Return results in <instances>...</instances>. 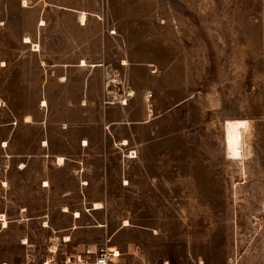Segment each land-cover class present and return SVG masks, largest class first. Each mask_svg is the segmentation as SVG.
Wrapping results in <instances>:
<instances>
[{
    "label": "rangeland",
    "instance_id": "1",
    "mask_svg": "<svg viewBox=\"0 0 264 264\" xmlns=\"http://www.w3.org/2000/svg\"><path fill=\"white\" fill-rule=\"evenodd\" d=\"M27 1L18 8L17 0H0V136L13 130L0 149V214L8 220L0 223V264H24L29 255V264L51 255L58 262L91 243H114L135 264H264V0H87L104 3L106 14L89 11L90 27L82 30L63 18L64 38L74 32L87 41L113 28L117 59L119 45L124 55L133 46L124 37L144 40L142 65L153 74L177 62L180 81L171 88L144 86L136 73L110 74L121 84L111 95L102 89L101 106L127 98V107L140 113L144 103L156 104L161 115L127 129L129 144L106 129V152L93 156L61 131L65 118L77 115L67 100L85 91L74 84L59 90L56 72L43 85L40 53L17 41L42 35L41 14ZM52 28L51 21L43 33L56 41ZM67 71V81L89 78ZM87 93L97 96L96 89ZM183 95L188 99L174 104ZM43 98L48 108L40 107ZM234 118L244 122L242 151L229 158L224 122ZM45 137L48 148L41 147ZM130 150L137 157H126ZM55 151L66 153L61 166ZM95 201L101 209H92Z\"/></svg>",
    "mask_w": 264,
    "mask_h": 264
},
{
    "label": "crops",
    "instance_id": "2",
    "mask_svg": "<svg viewBox=\"0 0 264 264\" xmlns=\"http://www.w3.org/2000/svg\"><path fill=\"white\" fill-rule=\"evenodd\" d=\"M34 4L33 13L36 15V13L41 14V20L43 21V24L38 25V31L41 32L42 35L37 36V34L34 35L30 33V35H23L22 37L18 38L17 41L20 42L22 46H28L30 51L32 53H40V66L42 67L44 78L42 81V84H46L48 81V78L53 74H57V85L59 87V90L65 91L67 88H69L72 84L74 86L77 85L79 91H85L81 95V92L79 95L74 96V98L67 100L69 105V109L75 110L77 112V115H72L70 118H65L62 122V132L65 134H70L68 136L70 139L74 140V145H76L78 150L83 151L87 155H94V154H101L102 151L106 152V142L108 140V132L106 129L109 130L110 134H116V136L119 138V140H127V144H129L131 137L129 131L127 129H137V125H143L148 124L153 119L159 117L161 115V110H156V104L149 105L150 108L146 107V104L144 103L141 109V112L139 113V110L131 107H127V98L126 103H122V101H112L108 103H104L103 106H101V99L103 100L105 96H102V89H104L108 95H111L113 93L112 90H110L111 86H114L116 83L119 87L121 82H116V79L109 78L110 74L114 73V70H117L120 75L126 74L129 78L133 77L135 73L139 76V79L142 83V85H147L150 87H154L157 89H162V86H166L168 88H171L172 85L178 83L180 81V77L176 73L175 68L177 67V62L172 61L168 65V67L164 68L165 70H168L167 74H161V72L157 74H153L155 71L151 69V72L144 67L142 64L146 58V53L143 51V44L144 40H138L137 42L131 41V38L129 35L124 37V42L127 44H133L128 45V49L126 51V54H123V50L121 46L119 45V49L117 51L118 59L116 58V53L111 50V44L116 41V31L115 34L111 33L110 30L113 28H110L107 32H105V29L98 31L97 35L89 36V39L87 41H84L85 38H82L81 35H74L73 34H67L66 38H64L61 33V22L63 21V18H66L69 20L68 26L72 27L75 26L79 30H82L83 28H89L90 22L87 23L88 18L87 15L91 13L89 11H95L99 12L101 15H105L107 12V6L103 3V5L96 7H91V5L88 4L87 0H29ZM5 3L0 4V11L3 9ZM18 8H23L24 6H28L27 0H17L16 3ZM84 11L86 14V19L84 23H81L79 12ZM55 15V19L50 20V16ZM57 15V17H56ZM97 17V16H96ZM91 18L89 17V21ZM95 20V18H94ZM3 19L0 17V24L2 23ZM52 21V31L56 34L53 35V37L56 39L52 40L51 36L49 34V37L44 36V30L46 27H49L50 23ZM101 18H96L95 22L100 23ZM122 22V20H120ZM74 27V28H75ZM114 30V29H113ZM48 31V30H47ZM66 29L64 30V32ZM25 36H28L30 38V42H25ZM63 37V38H62ZM51 41H53V46L51 45ZM83 42H85L83 44ZM67 43V46L65 44ZM141 43L140 45H135ZM36 45L38 46V49H33L32 46ZM57 45V46H56ZM59 45V46H58ZM40 46H41V52H40ZM93 49V50H92ZM138 57V59H137ZM141 57V58H140ZM84 59L87 63V65L82 66L81 60ZM126 60V63H122L123 60ZM78 60V63H77ZM115 60H118V66L115 65ZM2 64V61H0ZM80 62V63H79ZM156 65L159 67L162 65L161 61H154ZM4 63V62H3ZM151 63V62H149ZM67 70H79L80 72H88L89 78L85 79V81L81 78L79 79H73L68 80L66 78V75H68ZM161 71V70H160ZM122 72V73H121ZM126 72V73H123ZM108 76V78H107ZM123 84V79H122ZM85 87V89H83ZM175 87V86H173ZM97 90V96L91 97L87 91L91 90ZM101 91V92H100ZM130 91H134L131 89ZM129 91V93H130ZM126 94L127 96H132L133 94ZM106 93H104L105 95ZM84 96V97H83ZM84 98V99H83ZM180 98V97H179ZM125 99V98H124ZM188 99L187 95H183L176 103L179 104L183 101H186ZM54 100L57 102L55 106L60 107L62 106V102L65 101L63 98V93L59 95V97ZM41 101H45V106L40 105L42 108H48V102L47 99L43 98ZM87 101V103H86ZM89 102V103H88ZM87 108H93L90 115L88 113L83 114V110H86ZM59 112V110H58ZM30 116V115H25ZM23 118V121H26V118ZM31 118V116H30ZM31 120V119H30ZM67 122V124H65ZM65 129V130H63ZM124 129L125 131H123ZM60 133V130H58ZM13 130L10 132L9 137H1L0 136V149H3L4 147L8 146L10 142V138L12 136ZM85 140V143H82V141ZM5 142V144H4ZM45 143V144H44ZM42 148H48L49 147V139L48 137H45L42 139ZM13 153H9V155H12ZM55 155V158L63 157L66 153H63L61 151H55L53 152ZM23 165V164H22ZM55 165L61 166V162L57 163L55 162ZM18 167V166H17ZM26 167V164L24 166H21L19 169H23ZM42 181L45 180L46 184H43V187H48V182L50 183V178H42ZM2 182L10 183V179H1ZM126 184V183H125ZM3 187V186H2ZM100 202V201H95ZM94 202V203H95ZM67 208V207H66ZM102 208V207H101ZM101 208H92L94 210H98ZM68 209L64 210V212H67ZM81 215L79 210H74V219H77L80 217V215H76V212ZM3 213V212H1ZM4 214V213H3ZM46 227V226H45ZM68 241V240H66ZM107 244V243H106ZM114 244V243H112ZM91 245H94V243H91ZM5 262V261H4ZM3 262H1L2 264Z\"/></svg>",
    "mask_w": 264,
    "mask_h": 264
},
{
    "label": "built area",
    "instance_id": "3",
    "mask_svg": "<svg viewBox=\"0 0 264 264\" xmlns=\"http://www.w3.org/2000/svg\"><path fill=\"white\" fill-rule=\"evenodd\" d=\"M150 95L149 93L147 97ZM113 245V248H110L109 244L83 245L73 251L64 252L58 262L54 255H51L46 256L39 264H135L125 252L120 251L116 244ZM31 259L29 255L24 264H29Z\"/></svg>",
    "mask_w": 264,
    "mask_h": 264
},
{
    "label": "bare ground",
    "instance_id": "4",
    "mask_svg": "<svg viewBox=\"0 0 264 264\" xmlns=\"http://www.w3.org/2000/svg\"><path fill=\"white\" fill-rule=\"evenodd\" d=\"M79 17H80L81 23H84L85 19H86L85 12L84 11L79 12ZM40 24H43V21H41ZM110 32L113 33L114 31L112 30ZM24 41L29 43L30 38L28 36H25ZM33 46H34V44H33ZM122 63H126V61L123 60ZM81 65L82 66L87 65V63L84 59L81 60ZM129 94H133V92L130 91ZM122 103H126V99L123 100ZM45 104H46L45 101H43L41 105L45 106ZM25 118L27 121H30V116H26ZM243 126H244V122L241 119H237V118L227 119L224 122V132H225L224 145H225V150H226L229 158H237L241 155ZM4 144H5V142H4ZM121 144L122 145L127 144V140L126 139L122 140ZM126 157H129V158L137 157L136 151H130L126 155ZM61 161H62V157H58V162H61ZM125 183H127V182L125 181ZM101 207H102V204L100 202L94 203L93 208H101ZM64 209L66 210L67 208L65 207ZM76 215H80L78 213V211L76 212ZM0 220H1L0 223H2L3 227H6L8 225V220L6 219L5 214H3V213L0 214ZM127 223L128 222L125 220L124 225H127ZM44 225L48 226L47 221L44 222ZM98 226H102L101 223H99ZM65 239L68 240V237L65 236ZM113 246L114 245H109V247H112V248H113Z\"/></svg>",
    "mask_w": 264,
    "mask_h": 264
}]
</instances>
